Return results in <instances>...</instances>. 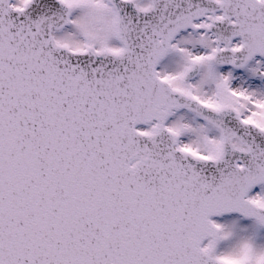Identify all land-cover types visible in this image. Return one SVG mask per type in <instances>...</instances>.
Wrapping results in <instances>:
<instances>
[{
    "label": "snow or ice",
    "instance_id": "obj_1",
    "mask_svg": "<svg viewBox=\"0 0 264 264\" xmlns=\"http://www.w3.org/2000/svg\"><path fill=\"white\" fill-rule=\"evenodd\" d=\"M0 264H264V0H0Z\"/></svg>",
    "mask_w": 264,
    "mask_h": 264
}]
</instances>
